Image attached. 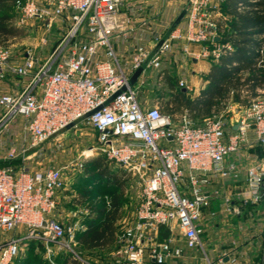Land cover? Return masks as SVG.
<instances>
[{
    "label": "built area",
    "instance_id": "2783aa9c",
    "mask_svg": "<svg viewBox=\"0 0 264 264\" xmlns=\"http://www.w3.org/2000/svg\"><path fill=\"white\" fill-rule=\"evenodd\" d=\"M224 2L16 0L15 23L36 30L38 41L18 57L0 46V81H20L13 91L0 90V264H15L31 240L44 245L50 264H59L54 258L62 251L81 264H100L75 252L82 224L64 220L59 209L67 172L82 169V157L95 153L140 186L111 264H180L186 249L203 251L204 264H239L246 258L230 249L219 255L206 250V210L220 195V189L207 186L214 175L237 178L245 170L240 205L227 199L224 211L246 214L251 222L260 213L264 156L253 149L264 151V89L235 122L207 118L199 126L187 114L174 118L138 100L144 87L166 74L190 93L191 63L217 61L232 50L231 43L215 39L216 18H228L221 12ZM55 26L59 35L53 38ZM80 124L93 130L98 144L74 163L44 164L47 144L58 146L65 131ZM244 152L253 161L226 164L230 155ZM163 230L169 233L162 235Z\"/></svg>",
    "mask_w": 264,
    "mask_h": 264
},
{
    "label": "trees",
    "instance_id": "16d2710c",
    "mask_svg": "<svg viewBox=\"0 0 264 264\" xmlns=\"http://www.w3.org/2000/svg\"><path fill=\"white\" fill-rule=\"evenodd\" d=\"M15 3L16 0H0V46H7L8 41L25 33L14 22ZM221 12L228 18H216L218 31L223 42L231 43L232 50L217 61H212L206 76L207 84L196 96L181 90L176 78L166 74L163 82L170 96L164 100V94L160 93L159 107L163 113L174 118L187 113L193 120H205L224 112L230 104H238L245 109L259 95L258 89H264V0H225ZM148 85L140 93L146 92ZM253 151L264 156L261 147ZM111 162L102 156L89 157L84 162V170L92 171L97 182L112 188V198L107 206L98 208L81 221L82 227L76 236L83 249L98 252L89 259L98 260L100 264H111L118 248L117 239L124 213L123 199L128 183L134 179L124 169L112 172ZM168 233L163 230L162 235ZM35 243L41 242H27L32 248ZM58 253L65 254L62 262L56 261L59 264H81L71 252ZM42 264H50L45 256Z\"/></svg>",
    "mask_w": 264,
    "mask_h": 264
},
{
    "label": "rangeland",
    "instance_id": "374dc122",
    "mask_svg": "<svg viewBox=\"0 0 264 264\" xmlns=\"http://www.w3.org/2000/svg\"><path fill=\"white\" fill-rule=\"evenodd\" d=\"M22 28L25 31L23 36L7 42V47L10 49L14 57H18L23 54L38 41V34L36 30L32 27ZM57 28L58 26H55L53 32L51 33L53 38L59 35ZM168 92V87L163 81L152 80L150 85H148L146 92L139 94L138 100L143 107H153L156 105L160 106V93L164 94V100H166L170 96ZM241 112L242 107L238 104H230L229 108L224 112L218 115H212L209 118L223 117L226 122H229L230 118L233 116V119H231L232 121L230 122H234L240 117ZM204 121L205 120L203 119H194L193 123L199 126L202 125ZM70 142L73 144L69 145ZM97 144L98 142L93 134V130L85 127L83 124H80L77 129L71 128L66 130L64 135L59 138L58 146L54 145V143L47 144L49 149L46 152L44 164L60 166L68 161H72L74 163L82 151ZM97 156H102L105 157L106 160H109L106 156L96 153L87 157L83 156L82 158H84L85 162L87 158ZM111 163L112 172H119L123 170L115 162L112 161ZM91 172L92 171L84 170V167L82 169H77L76 166L71 171L67 172L66 176L68 177V180L66 188L62 191L59 198V209L64 213V218L71 216L72 220L79 218L81 222L85 219V217L92 215L95 210L107 206L110 202L112 198V188L106 187L104 183L97 182L96 179H94V174L92 175ZM139 194L140 186L137 184L135 179H132L127 185L126 194L123 199L124 213L122 223H126L131 220L137 206ZM75 213H77V215H75ZM204 245L206 250L211 252L210 244L206 241V239H204ZM34 246L35 248L30 250L31 248H29V245H25L23 253H21V255L15 260V264H42V261H44V250L42 247H39V243H35ZM74 248L75 252L82 257L89 258L98 254L96 251L93 252L83 249L78 242H76ZM254 254L255 255H253L254 257H252L250 264H259L262 259L261 255H264V247L263 249L261 248L258 253ZM72 255L76 257L75 254L72 253ZM64 256V253H57L55 255V260L62 262ZM203 258V251L186 249L184 259L180 260V264H203Z\"/></svg>",
    "mask_w": 264,
    "mask_h": 264
},
{
    "label": "crops",
    "instance_id": "0c3cea01",
    "mask_svg": "<svg viewBox=\"0 0 264 264\" xmlns=\"http://www.w3.org/2000/svg\"><path fill=\"white\" fill-rule=\"evenodd\" d=\"M116 47L118 52H120L121 47L118 43L116 44ZM192 48L197 49L198 46L193 44ZM211 65L212 61L210 60H198L191 63L190 68L192 71L188 74V81L191 86L189 94L196 96L206 86V76L209 73ZM19 82L20 81L16 77H11L5 82L0 81V90L13 91L15 85ZM230 121H232L231 118ZM251 161H253V156L244 152L241 156L235 154L230 155L226 159V164L229 165L231 163H236L244 166ZM246 186L247 174L245 170H242L237 178H223L220 175H214L212 176L211 182L207 186L208 190L220 189V195L219 197L213 199L211 206L206 210L205 219L209 222L205 235L206 241L210 244L211 253L214 255H219L228 249L234 250L239 257H242L243 254L247 255L246 258H243L239 264H250L252 257H254L253 255H255L254 253H258V251L264 247V236L261 229V211L264 209V201L260 205V213L255 216L252 222L247 218L246 214L237 215L233 212L227 213L224 211V204L227 199H230V203L234 206L240 205L237 200V193H239ZM64 216L65 215H63V217ZM65 219H67V221L72 220L71 216H67L64 220ZM76 219L79 218H75L73 220ZM39 247L43 248L45 253L44 256L46 257L44 245L39 243ZM29 248L32 250L35 246L33 248L29 246ZM21 253H23V250ZM261 256V262L264 264V255ZM261 262L259 264H261Z\"/></svg>",
    "mask_w": 264,
    "mask_h": 264
},
{
    "label": "water",
    "instance_id": "95a60500",
    "mask_svg": "<svg viewBox=\"0 0 264 264\" xmlns=\"http://www.w3.org/2000/svg\"><path fill=\"white\" fill-rule=\"evenodd\" d=\"M184 11L179 15V17L177 18V20L175 21V23L174 24H176L181 18H182V16L184 15ZM216 40H221V36L220 35H217L216 36V38H215ZM141 71H142V69L140 68V69H138L134 74H133V76H132V79H131V82L132 83H135L136 81H137V78H138V76L140 75V73H141ZM117 94H115L114 95V97L116 96ZM72 125H69L68 127H71ZM237 126L238 125H236L235 126V128H237ZM263 191H264V187H263Z\"/></svg>",
    "mask_w": 264,
    "mask_h": 264
}]
</instances>
